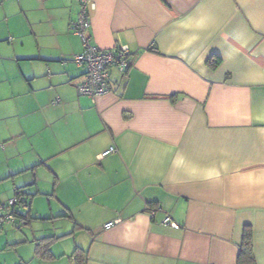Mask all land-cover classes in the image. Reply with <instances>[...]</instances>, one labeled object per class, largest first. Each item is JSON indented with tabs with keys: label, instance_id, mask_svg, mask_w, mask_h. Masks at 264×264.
I'll use <instances>...</instances> for the list:
<instances>
[{
	"label": "crops",
	"instance_id": "0c3cea01",
	"mask_svg": "<svg viewBox=\"0 0 264 264\" xmlns=\"http://www.w3.org/2000/svg\"><path fill=\"white\" fill-rule=\"evenodd\" d=\"M92 1L130 59L94 99L78 1L0 0V264H236L245 225L264 264V0Z\"/></svg>",
	"mask_w": 264,
	"mask_h": 264
},
{
	"label": "built area",
	"instance_id": "2783aa9c",
	"mask_svg": "<svg viewBox=\"0 0 264 264\" xmlns=\"http://www.w3.org/2000/svg\"><path fill=\"white\" fill-rule=\"evenodd\" d=\"M77 1L79 10L76 19L70 23L69 29L78 35L81 40L82 50L73 55V61L77 66L83 68V73L75 87L79 95L94 99L109 92L111 69H115L121 74L126 73L130 66L129 49L126 45L108 49L92 45L88 34L90 29L88 14L94 8V2L92 0ZM114 151L113 147H109L101 155H107ZM28 209V202L16 195L6 200V202H0V229L5 223H10L16 227L26 224ZM113 223V221H110L104 227H110ZM162 223L170 224V217L165 216ZM73 260H75V257H73Z\"/></svg>",
	"mask_w": 264,
	"mask_h": 264
},
{
	"label": "trees",
	"instance_id": "16d2710c",
	"mask_svg": "<svg viewBox=\"0 0 264 264\" xmlns=\"http://www.w3.org/2000/svg\"><path fill=\"white\" fill-rule=\"evenodd\" d=\"M19 196V193L15 194ZM77 263L80 264L81 260L77 259ZM253 255H252V243H251V231L248 225H245L242 231V239L239 245V250L236 258V264H253Z\"/></svg>",
	"mask_w": 264,
	"mask_h": 264
},
{
	"label": "rangeland",
	"instance_id": "374dc122",
	"mask_svg": "<svg viewBox=\"0 0 264 264\" xmlns=\"http://www.w3.org/2000/svg\"><path fill=\"white\" fill-rule=\"evenodd\" d=\"M4 202H6V201H4ZM8 229L11 230V228L8 226V224H4V225L1 227V229H0V233L3 234L4 231H6V230H8ZM12 230H13V229H12ZM14 230H15V229H14Z\"/></svg>",
	"mask_w": 264,
	"mask_h": 264
}]
</instances>
